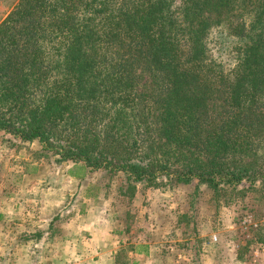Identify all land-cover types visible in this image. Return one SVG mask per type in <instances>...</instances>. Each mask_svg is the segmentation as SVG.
<instances>
[{
	"label": "trees",
	"instance_id": "16d2710c",
	"mask_svg": "<svg viewBox=\"0 0 264 264\" xmlns=\"http://www.w3.org/2000/svg\"><path fill=\"white\" fill-rule=\"evenodd\" d=\"M0 132L132 191L264 190V0H19L0 22Z\"/></svg>",
	"mask_w": 264,
	"mask_h": 264
},
{
	"label": "rangeland",
	"instance_id": "374dc122",
	"mask_svg": "<svg viewBox=\"0 0 264 264\" xmlns=\"http://www.w3.org/2000/svg\"><path fill=\"white\" fill-rule=\"evenodd\" d=\"M18 1L0 0V22ZM209 40L217 60H231L233 53L227 45L233 37L214 31ZM71 163L57 152L42 150L37 141L21 142L0 132V215L7 201L17 202L21 208L27 199L36 207L39 184L61 183L53 169ZM92 178L102 184V190L101 199L81 203L89 211L88 219L99 217V223L106 217L120 224L121 218L135 236L154 237L159 254L152 264H264V190L260 187L237 194L229 189L215 193L193 181L156 188L136 184L132 191L122 172L99 169ZM45 195L48 199L47 192ZM33 214L38 215V209ZM23 225L12 224L9 229L17 226L19 230ZM3 257L0 255V264H5ZM87 257L84 262L76 253L73 260L77 264L101 261L99 255Z\"/></svg>",
	"mask_w": 264,
	"mask_h": 264
},
{
	"label": "crops",
	"instance_id": "0c3cea01",
	"mask_svg": "<svg viewBox=\"0 0 264 264\" xmlns=\"http://www.w3.org/2000/svg\"><path fill=\"white\" fill-rule=\"evenodd\" d=\"M53 170L61 183L39 184L40 205L32 206L27 199L21 208L17 202H5L0 215V255L5 264H77L73 260L76 253L84 262L88 255H99V264H152L158 260V246L149 234L135 236L121 218L120 224L106 217L99 223V217L88 219L89 211L81 203L101 199L102 190V184L93 180V172L81 163ZM37 209L39 214H33ZM20 222L22 229H9Z\"/></svg>",
	"mask_w": 264,
	"mask_h": 264
}]
</instances>
